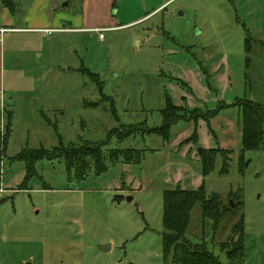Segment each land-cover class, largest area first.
Returning <instances> with one entry per match:
<instances>
[{
    "label": "rangeland",
    "instance_id": "obj_1",
    "mask_svg": "<svg viewBox=\"0 0 264 264\" xmlns=\"http://www.w3.org/2000/svg\"><path fill=\"white\" fill-rule=\"evenodd\" d=\"M4 1L0 27L3 14L23 29L60 15L78 30L6 36L0 264H163V193L200 187L223 205L242 204L216 229L196 205L186 237L228 264L221 245L236 241L232 227L243 215L234 264H264V151L241 154L237 106L264 105V0H50L46 11H31L33 0ZM169 103L183 112L164 126ZM86 145L140 159L107 158L105 172L92 168L83 180L47 158L26 180V162L15 159ZM203 150L227 156L205 174Z\"/></svg>",
    "mask_w": 264,
    "mask_h": 264
},
{
    "label": "trees",
    "instance_id": "obj_2",
    "mask_svg": "<svg viewBox=\"0 0 264 264\" xmlns=\"http://www.w3.org/2000/svg\"><path fill=\"white\" fill-rule=\"evenodd\" d=\"M5 7L8 0L4 1ZM13 12V10L9 9ZM247 50L249 44H247ZM90 79L97 83V75L84 72ZM237 106L241 111V142L244 155L246 152L264 151V105L252 103L249 101L238 102ZM183 109L174 107L169 103L164 110V126H172L178 122ZM168 129L169 127H163ZM9 134V126L6 127V135ZM62 148V147H61ZM220 155L226 158L224 151H205L200 154L203 162V171L208 173L213 167L214 159ZM121 157L125 162L134 163L140 159L139 152L133 150L110 151L108 157L101 150L100 146L86 145L81 148L68 149H38L33 151H22L16 156V160L25 161L27 166L26 180H30L35 174L32 166L38 160L45 159H62L69 175L73 174L76 179L83 180L87 173L93 168L95 174L99 175L106 171L105 160L111 161ZM29 173V175H28ZM26 184V183H25ZM233 201L235 200L231 197ZM240 200L237 206L232 209L228 204L223 205L217 195L207 197L203 187L197 191H184L176 188L163 193V212L161 246L163 264H221L216 256L208 249L204 240L192 243L187 237L186 232L189 227L190 214L192 209L199 205L201 217L203 220L208 219L213 222L215 229L221 220L227 219L241 207ZM243 215H240L238 222L232 227L231 236L233 238L227 243L221 245V251H225V257L228 264H234L242 255L243 249Z\"/></svg>",
    "mask_w": 264,
    "mask_h": 264
},
{
    "label": "crops",
    "instance_id": "obj_3",
    "mask_svg": "<svg viewBox=\"0 0 264 264\" xmlns=\"http://www.w3.org/2000/svg\"><path fill=\"white\" fill-rule=\"evenodd\" d=\"M35 1V5H33V8H31V11H35L36 8H39V10L41 9H45L46 11V8L48 7L49 5V2L50 0H42L41 2H38L37 0H33V2ZM31 5V6H32ZM159 10V9H157ZM155 10V11H157ZM154 11V12H155ZM43 12V11H42ZM44 21L41 19L40 23L38 24L39 26L37 27H28L26 29H23V28H15L13 27V22L11 20V18H9L8 16H4L3 14V25L2 27H0V29H6L8 32H6L4 35H3V38H2V42H0V103L3 102L4 100V91H3V84H2V80H1V72H2V67H3V61H4V51L7 49L8 51H10L12 48H11V44L8 43L10 40H11V36L10 35V38L8 39V41H5V39L7 38V34H13V33H16V34H19L22 32H26L27 34H29L28 32H39V33H44V34H50L51 32H59V33H68V32H74V31H77L78 29H72L69 27H65L61 24V22H63V18L60 16V15H56L54 16L51 20H52V26H51V23L48 24L49 20L46 18V16H44ZM42 17V18H43ZM27 19L30 20V17L28 16L26 19H25V22H27ZM71 24V23H70ZM48 25V26H47ZM25 34V33H23ZM7 42V43H6ZM6 43V44H5ZM34 83V81H33ZM110 249V247H109Z\"/></svg>",
    "mask_w": 264,
    "mask_h": 264
},
{
    "label": "built area",
    "instance_id": "obj_4",
    "mask_svg": "<svg viewBox=\"0 0 264 264\" xmlns=\"http://www.w3.org/2000/svg\"><path fill=\"white\" fill-rule=\"evenodd\" d=\"M172 1H174V0H170L169 3L172 2ZM6 32H8L6 29H0V42H2L3 35H4ZM102 32H103V30H99V31H98V33L100 34V35H99V38H100V39L102 38V35H101ZM0 165L2 166V160H1V159H0Z\"/></svg>",
    "mask_w": 264,
    "mask_h": 264
},
{
    "label": "water",
    "instance_id": "obj_5",
    "mask_svg": "<svg viewBox=\"0 0 264 264\" xmlns=\"http://www.w3.org/2000/svg\"><path fill=\"white\" fill-rule=\"evenodd\" d=\"M199 152H200V151H199ZM127 200L130 201L131 199L128 198ZM229 204H230V207L233 209L232 201H230ZM109 247H110L109 245H105V246H101L100 249H101L102 251H108V250H109Z\"/></svg>",
    "mask_w": 264,
    "mask_h": 264
}]
</instances>
